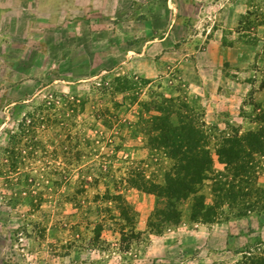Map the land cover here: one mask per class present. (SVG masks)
I'll list each match as a JSON object with an SVG mask.
<instances>
[{
	"label": "rangeland",
	"instance_id": "374dc122",
	"mask_svg": "<svg viewBox=\"0 0 264 264\" xmlns=\"http://www.w3.org/2000/svg\"><path fill=\"white\" fill-rule=\"evenodd\" d=\"M263 69L264 0H0V264H264L217 155L259 129ZM172 130L211 152L212 223L156 220Z\"/></svg>",
	"mask_w": 264,
	"mask_h": 264
},
{
	"label": "trees",
	"instance_id": "16d2710c",
	"mask_svg": "<svg viewBox=\"0 0 264 264\" xmlns=\"http://www.w3.org/2000/svg\"><path fill=\"white\" fill-rule=\"evenodd\" d=\"M261 84V87L264 88V79ZM257 109L259 111L256 114V120L261 124L259 129L249 131L244 135L234 133L217 151V155L228 171L230 169L234 171L236 167L239 168L232 174L236 181L228 183V187H233L234 197L231 201L243 208L244 213H256L259 217H264V190L255 189L254 182L250 180L255 158L264 157V109L261 106H258ZM172 131L169 133L178 137L177 140H189V145L183 149L181 147L171 148L172 156L177 163L173 171L167 175L165 185L150 184L144 179L141 181L146 192L166 201V208L156 213V220L167 224L179 223L182 218L179 205L191 199L192 219L212 223L214 222L212 218L216 219L217 215L206 208L204 197L200 194L202 186L210 179L212 173L211 152L207 146L201 144L204 141L202 133L190 130L188 132ZM197 138L199 141L196 143ZM240 185H242V189L239 193L237 190L241 187ZM244 264H248L247 259ZM251 264L259 263L253 260Z\"/></svg>",
	"mask_w": 264,
	"mask_h": 264
}]
</instances>
